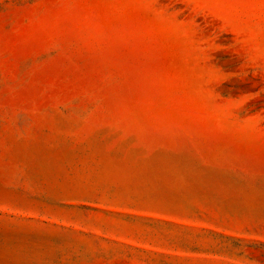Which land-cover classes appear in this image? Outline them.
<instances>
[{
  "label": "rangeland",
  "instance_id": "374dc122",
  "mask_svg": "<svg viewBox=\"0 0 264 264\" xmlns=\"http://www.w3.org/2000/svg\"><path fill=\"white\" fill-rule=\"evenodd\" d=\"M0 264H264V0H0Z\"/></svg>",
  "mask_w": 264,
  "mask_h": 264
}]
</instances>
